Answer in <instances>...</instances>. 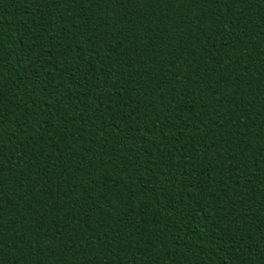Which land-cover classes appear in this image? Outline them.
<instances>
[{
  "label": "trees",
  "instance_id": "16d2710c",
  "mask_svg": "<svg viewBox=\"0 0 264 264\" xmlns=\"http://www.w3.org/2000/svg\"><path fill=\"white\" fill-rule=\"evenodd\" d=\"M0 264H264V0H0Z\"/></svg>",
  "mask_w": 264,
  "mask_h": 264
}]
</instances>
